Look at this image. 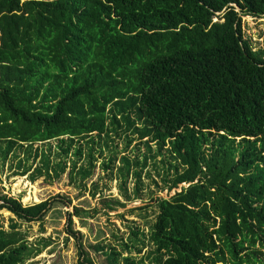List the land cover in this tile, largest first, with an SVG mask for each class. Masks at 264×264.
<instances>
[{
    "label": "trees",
    "instance_id": "16d2710c",
    "mask_svg": "<svg viewBox=\"0 0 264 264\" xmlns=\"http://www.w3.org/2000/svg\"><path fill=\"white\" fill-rule=\"evenodd\" d=\"M246 15H264V0H0V163L16 158L24 174L39 156L35 177L59 176L69 161L71 180H82L95 152L123 135L144 145L140 160L119 158L125 199L141 197L147 159L160 190L179 186L130 209L151 207L147 231L132 224L126 238L80 240L78 264H264V46L243 33ZM52 202L0 192V209L27 220ZM38 250L15 221L0 226V264Z\"/></svg>",
    "mask_w": 264,
    "mask_h": 264
},
{
    "label": "rangeland",
    "instance_id": "374dc122",
    "mask_svg": "<svg viewBox=\"0 0 264 264\" xmlns=\"http://www.w3.org/2000/svg\"><path fill=\"white\" fill-rule=\"evenodd\" d=\"M242 30L254 49L264 46V15L243 16ZM111 141L108 143L110 151L103 150L101 154L95 152L94 156L97 158L93 171L88 178L82 180L80 177L71 180L69 161L66 162L67 166L59 176H55L51 169L48 170L49 175H47L45 169H42L40 174L34 172L35 177L30 172L35 166L41 164L39 156L32 162L31 169L24 174H22L23 168L17 166L16 158L7 157L3 163H0V192L18 198L24 204L48 198L53 201L42 220L23 219L11 210L0 209V226L8 228L10 223L15 221L26 242L39 248L21 264H78L80 240L87 246L103 240L113 242L112 234L117 233L126 238L128 228L132 224H137L147 231V224L153 217L151 207L133 211L130 209L151 204L153 202L150 197L151 192L153 196L168 197L173 191L179 189L178 186L169 192L166 189L160 190L158 188L162 185L160 175L147 159L148 163L141 171L143 182L141 197L125 199L117 185L116 168L121 164L119 158L125 154L129 157L137 156L140 160L144 145L139 143L136 137L128 143L123 135L115 134H112ZM56 144L57 141H50V146L44 144L45 151L49 153L50 163L57 159ZM34 146L38 147L40 144ZM113 151L116 152L113 168H102V158L112 155ZM84 162V156H82L76 161V166ZM153 180H156L157 187ZM134 182L135 179L129 175L126 180L128 192L131 191ZM93 183H97L98 186L94 195H92ZM103 197H117L124 204L107 208L102 202ZM74 206L83 208L80 215L74 214ZM69 218L71 221L68 220ZM91 256L97 261L94 252Z\"/></svg>",
    "mask_w": 264,
    "mask_h": 264
},
{
    "label": "water",
    "instance_id": "95a60500",
    "mask_svg": "<svg viewBox=\"0 0 264 264\" xmlns=\"http://www.w3.org/2000/svg\"><path fill=\"white\" fill-rule=\"evenodd\" d=\"M183 184V183H182ZM173 193V192H172Z\"/></svg>",
    "mask_w": 264,
    "mask_h": 264
}]
</instances>
